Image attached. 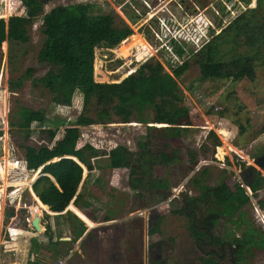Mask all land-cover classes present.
Masks as SVG:
<instances>
[{
  "label": "rangeland",
  "instance_id": "374dc122",
  "mask_svg": "<svg viewBox=\"0 0 264 264\" xmlns=\"http://www.w3.org/2000/svg\"><path fill=\"white\" fill-rule=\"evenodd\" d=\"M71 2L87 4L90 14L113 12L116 22L118 17L128 23L120 8L122 0H43L32 16L20 1L0 0V17L7 24L13 16L23 17L27 35L24 42L0 43V264H202L187 229L190 208L184 211L182 206L183 199L192 197L200 199L193 209L196 221L202 220L214 237L225 226L224 232L238 242L236 264H264V248L253 247L249 238L254 241L256 237L249 226L264 232L260 225L261 220L264 224V168L251 161L264 148V0H130L124 11L139 13L129 25L131 35L143 47L131 46L130 35L114 47L95 48L96 82L117 81L148 57L165 60L158 49L167 36L185 48L200 49L209 39V29L216 35V59L229 62L252 55L251 72L236 78L199 80L198 55L188 56L187 67L177 80L182 103L161 107L162 114L173 121L154 123L151 110L134 119V115L123 117L110 108L102 122L80 127L77 147L88 143L94 148L93 157L88 155L93 169L81 188L83 199L90 201L83 210L90 219L71 203L67 207L94 226L85 224L87 233L61 256L46 245L42 209L38 210L40 230L31 228L37 198L28 189L39 169H28L24 156L28 150L52 144L47 135L52 126L32 124L26 132L17 127V109L40 108L50 119L65 120L94 117L99 109L95 95L84 102L77 93L68 105H52L49 92L39 82L52 67L38 57L43 41L41 17L52 6ZM179 106L187 108V125L176 118ZM146 126L155 128L148 130L152 140L149 175L140 187L130 189L136 140L147 132ZM59 134L58 130L54 139ZM170 150L177 151V159L168 163L164 153ZM246 161L260 176L257 191L243 206L219 203L215 196L224 190L215 186L222 181L229 189L238 182L251 191L247 181L252 173L244 177L249 170ZM85 174L82 169L83 178ZM201 186L209 193L206 200L199 195ZM239 210L248 219L240 229L230 221ZM47 222L59 240L71 237L68 221L49 217ZM30 238L36 240V249H31Z\"/></svg>",
  "mask_w": 264,
  "mask_h": 264
},
{
  "label": "trees",
  "instance_id": "16d2710c",
  "mask_svg": "<svg viewBox=\"0 0 264 264\" xmlns=\"http://www.w3.org/2000/svg\"><path fill=\"white\" fill-rule=\"evenodd\" d=\"M18 1L24 7L25 12L32 16L39 10L43 0ZM129 1L122 0L119 3L128 23L118 17L116 22L113 12L90 14L88 5L82 2L52 6L41 17L43 41L38 51V57L40 60L50 63L52 67L39 77V82L49 92L51 104L68 105L74 94L77 93L80 95L81 101L84 102L95 95L99 105L94 117L77 116L73 120L50 119L40 108L30 109L21 106L16 112L17 127L26 132H29V127L32 124L52 126L47 130L52 144L39 146L33 152L28 150L24 156V162L30 170L34 171L40 168L37 173L42 174L30 185L31 191L37 198L35 199L37 206H33V213H38L39 208L43 210L44 204L48 206L49 212L57 213L51 215L42 213V218L45 221L42 235L45 236L48 248L56 251L59 256L66 255L72 248V244L82 236L86 229L83 221L66 207L71 203L90 219L83 212L90 205V201L83 199L81 188L86 182L88 173L93 169V165L88 161V155L93 157L94 148L88 143L77 147L80 127L102 122L103 119L108 118L110 108L115 114L123 117L134 115V119H139L140 114L151 110L152 122L169 123L168 121H173L174 118L162 114V106L170 102L182 103L183 95L177 80L187 67L186 58L188 56L198 55L196 62L199 80L236 78L247 76L251 72L252 55L239 56L229 62L216 59L217 45L213 41L216 35L213 37V31L209 29L207 33L209 39L203 41L200 49L185 48L184 44L176 40L175 37L167 36L166 42L158 49L165 55V60L148 57L117 81L96 82L93 78L95 48H111L125 40L132 33L129 23L133 24L139 16V13L135 14L132 9L128 12L124 11L130 5ZM140 13H144V10ZM23 21V17L13 16L10 24H7L0 17V43L3 41H26L27 35ZM128 39L132 40L131 46L143 47L142 43L136 40L135 35H131ZM15 83L19 84V79ZM175 115L182 122L180 124H188L186 123L188 119L186 107L179 106ZM145 128L147 132L136 140L138 150L133 158V168L129 169L128 186L130 189L140 187L145 182V176L149 175L152 140L148 130H155V128L152 126ZM58 130L60 131L59 137L54 139ZM262 153H264V148L257 155ZM164 156L168 163L173 162L177 159V151L170 150L165 152ZM72 158L85 168L84 178L81 166ZM250 173H252L249 183L250 190L255 193L259 186L257 180H260V176L252 169ZM222 182L215 186L216 189L223 186L224 190L222 194L215 196L219 203L230 202L237 206H243L248 202L249 198L238 182L233 184L232 189ZM205 190L206 187H200L199 195L204 200L209 195ZM10 216L7 212L6 217ZM49 217L62 218L71 224V237L67 241L59 240L60 236L54 233L53 227L47 222ZM230 221L235 228L248 223V219L240 210ZM86 222L89 224L87 220ZM249 227L251 233L256 236L254 241L252 236L249 237L251 245L255 248H264L262 229L253 230L251 226ZM187 229L193 236V227L190 222ZM29 241L31 249H36V240L30 238ZM59 244H62L63 247L58 249ZM28 252L31 253L32 250Z\"/></svg>",
  "mask_w": 264,
  "mask_h": 264
},
{
  "label": "flooded vegetation",
  "instance_id": "af4514ba",
  "mask_svg": "<svg viewBox=\"0 0 264 264\" xmlns=\"http://www.w3.org/2000/svg\"><path fill=\"white\" fill-rule=\"evenodd\" d=\"M250 171H246L244 173V177L247 176L249 178V175L251 174ZM249 179L247 181V184L250 183ZM197 200L199 201L200 199L198 197H192L190 199H185V200L183 199L182 206L184 208V211H186L185 209L190 208L189 210L186 211V214L191 216L189 222L192 225L194 232V235L192 236V240L195 248L197 249L198 252H200L199 254L200 263L236 264L237 254L239 252V245H237L238 242L232 241L233 240L232 235L230 239V234L228 235V233L224 232L226 228L225 226H222L223 228L222 234L219 237H214L212 235L211 228H209L207 225H204L202 223V220L196 221L195 213L193 209L195 207V201ZM210 218L211 217H208L209 220ZM210 224L213 225V222L212 223L210 222ZM202 236H205V238H202Z\"/></svg>",
  "mask_w": 264,
  "mask_h": 264
},
{
  "label": "water",
  "instance_id": "95a60500",
  "mask_svg": "<svg viewBox=\"0 0 264 264\" xmlns=\"http://www.w3.org/2000/svg\"><path fill=\"white\" fill-rule=\"evenodd\" d=\"M73 160H75L74 158H72ZM53 160H55V159H53ZM76 161V160H75ZM252 164H254V165H256V166H258V167H260V168H264V154H261V155H259V156H256L255 158H253L252 160ZM77 162V161H76ZM78 163V162H77ZM79 164V163H78ZM80 165V164H79ZM81 166V165H80ZM252 165H249L248 167H247V169H252ZM81 168L85 171V168L84 167H82L81 166ZM38 169H40V168H38ZM40 175H42V174H37L35 177H34V179L31 181V183L38 177V176H40ZM48 176V175H47ZM31 183H30V185H31ZM30 185H29V191L31 190L30 189ZM44 206H45V208L43 209V211L44 212H46V213H48V214H57V213H52V212H49L48 211V206L46 205V204H44ZM66 209H69L68 207H66ZM69 210H71V209H69ZM72 211V210H71ZM73 212V211H72ZM74 213V212H73ZM30 226H31V228L35 231V232H37V231H39L40 230V224H39V215H38V213H34L33 215H32V217H31V219H30ZM86 232V231H85ZM64 240H68V238H65Z\"/></svg>",
  "mask_w": 264,
  "mask_h": 264
},
{
  "label": "built area",
  "instance_id": "2783aa9c",
  "mask_svg": "<svg viewBox=\"0 0 264 264\" xmlns=\"http://www.w3.org/2000/svg\"><path fill=\"white\" fill-rule=\"evenodd\" d=\"M141 54H144V50L142 49V53ZM245 164H248V161H246V163ZM250 164H248V166H249ZM247 166V167H248ZM240 186H242V185H240ZM244 191H245V194L248 196V198L250 197V196H252L253 195V192H251V191H249V189L247 188V187H244ZM257 191V190H256ZM255 191V192H256ZM260 225H261V227H264V224L262 223V220H261V223H260ZM15 264H18V263H15Z\"/></svg>",
  "mask_w": 264,
  "mask_h": 264
},
{
  "label": "crops",
  "instance_id": "0c3cea01",
  "mask_svg": "<svg viewBox=\"0 0 264 264\" xmlns=\"http://www.w3.org/2000/svg\"><path fill=\"white\" fill-rule=\"evenodd\" d=\"M29 193H30V191H29ZM30 195H31V194H30ZM31 196H32V195H31ZM32 197H33V196H32ZM33 198H34V197H33ZM34 200H35V198H34ZM30 209H31V208H30ZM81 220H82V219H81ZM83 223L86 224L84 221H83ZM86 225H87V224H86ZM86 225H85V226H86ZM87 226H88V225H87ZM92 226H94V223H93ZM92 226H88V227H92ZM85 231H86V229H85ZM85 231H84V233L82 234V236H83L85 233H87V232H85ZM82 236H81V237H82ZM81 237H80V238H81Z\"/></svg>",
  "mask_w": 264,
  "mask_h": 264
}]
</instances>
